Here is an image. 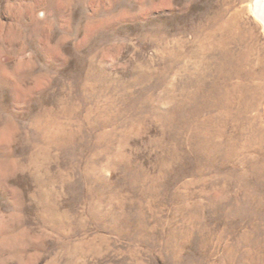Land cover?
<instances>
[{
	"label": "rangeland",
	"instance_id": "1",
	"mask_svg": "<svg viewBox=\"0 0 264 264\" xmlns=\"http://www.w3.org/2000/svg\"><path fill=\"white\" fill-rule=\"evenodd\" d=\"M255 0H0V264H264Z\"/></svg>",
	"mask_w": 264,
	"mask_h": 264
},
{
	"label": "bare ground",
	"instance_id": "2",
	"mask_svg": "<svg viewBox=\"0 0 264 264\" xmlns=\"http://www.w3.org/2000/svg\"><path fill=\"white\" fill-rule=\"evenodd\" d=\"M255 15L264 23V0H255Z\"/></svg>",
	"mask_w": 264,
	"mask_h": 264
}]
</instances>
